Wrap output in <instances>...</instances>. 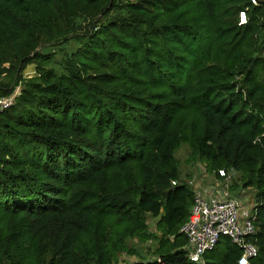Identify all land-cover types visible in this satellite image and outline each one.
Wrapping results in <instances>:
<instances>
[{
	"label": "trees",
	"instance_id": "obj_1",
	"mask_svg": "<svg viewBox=\"0 0 264 264\" xmlns=\"http://www.w3.org/2000/svg\"><path fill=\"white\" fill-rule=\"evenodd\" d=\"M15 90L0 109V264H200L181 231L183 144L255 190L264 264V4L0 0V95ZM241 253L224 235L204 264Z\"/></svg>",
	"mask_w": 264,
	"mask_h": 264
},
{
	"label": "built area",
	"instance_id": "obj_2",
	"mask_svg": "<svg viewBox=\"0 0 264 264\" xmlns=\"http://www.w3.org/2000/svg\"><path fill=\"white\" fill-rule=\"evenodd\" d=\"M251 1L254 4L261 3V0ZM239 19L240 24L247 22L246 10L240 11ZM16 94L17 91L7 96L0 95V109L12 106ZM219 175L223 178L216 179L205 190L195 182L187 180L194 190L190 215L181 226V231L188 240L187 256L194 262L204 264L205 254L217 245L222 236L227 235L242 250L238 264H252V260L259 254V247L252 240L260 230L256 203L246 205L229 192L233 172L220 169ZM177 182L172 181L173 184Z\"/></svg>",
	"mask_w": 264,
	"mask_h": 264
},
{
	"label": "rangeland",
	"instance_id": "obj_3",
	"mask_svg": "<svg viewBox=\"0 0 264 264\" xmlns=\"http://www.w3.org/2000/svg\"><path fill=\"white\" fill-rule=\"evenodd\" d=\"M264 2V1H263ZM36 73V66L35 64L27 65L26 69L24 70L25 77H32ZM189 150L190 148L188 145L183 144L176 152L177 159L182 167V175L187 177V179L195 182L196 185L199 187L202 186L203 183L214 184L216 182L218 175H212L211 172H208L205 167V162L203 161H195V165H192L191 161H189ZM215 180V182H213ZM198 183V184H197ZM192 186V185H191ZM240 189V190H239ZM229 192L231 191H240L237 197H239L242 201L245 202L246 205H249L251 202H254V194L255 190L253 188H246L242 184V180L240 178V174L238 172H233L231 184L228 188ZM156 217L149 216V225L151 230H156ZM130 245L134 246L140 251V254L146 258H155L156 255L153 254V250L156 246V241L149 239L146 242H142L137 238L130 241ZM139 258L138 254H123L121 256L122 260H136ZM122 261V262H124Z\"/></svg>",
	"mask_w": 264,
	"mask_h": 264
},
{
	"label": "crops",
	"instance_id": "obj_4",
	"mask_svg": "<svg viewBox=\"0 0 264 264\" xmlns=\"http://www.w3.org/2000/svg\"><path fill=\"white\" fill-rule=\"evenodd\" d=\"M219 178V177H218ZM200 182H202V188L205 190L208 187H210L212 184H208V183H203L202 180H199ZM213 182H215V180H213ZM240 190V189H239ZM240 191H231V194L234 195L235 197L239 194Z\"/></svg>",
	"mask_w": 264,
	"mask_h": 264
},
{
	"label": "clouds",
	"instance_id": "obj_5",
	"mask_svg": "<svg viewBox=\"0 0 264 264\" xmlns=\"http://www.w3.org/2000/svg\"><path fill=\"white\" fill-rule=\"evenodd\" d=\"M263 1H264V0H261V3H262V4H263Z\"/></svg>",
	"mask_w": 264,
	"mask_h": 264
},
{
	"label": "water",
	"instance_id": "obj_6",
	"mask_svg": "<svg viewBox=\"0 0 264 264\" xmlns=\"http://www.w3.org/2000/svg\"><path fill=\"white\" fill-rule=\"evenodd\" d=\"M263 4H264V2H263Z\"/></svg>",
	"mask_w": 264,
	"mask_h": 264
}]
</instances>
